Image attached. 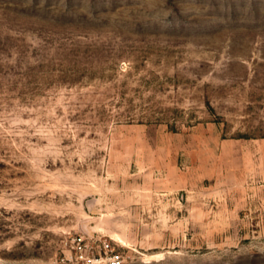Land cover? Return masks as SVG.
<instances>
[{
  "label": "rangeland",
  "instance_id": "obj_1",
  "mask_svg": "<svg viewBox=\"0 0 264 264\" xmlns=\"http://www.w3.org/2000/svg\"><path fill=\"white\" fill-rule=\"evenodd\" d=\"M248 143L264 0H0V264H264Z\"/></svg>",
  "mask_w": 264,
  "mask_h": 264
},
{
  "label": "crops",
  "instance_id": "obj_2",
  "mask_svg": "<svg viewBox=\"0 0 264 264\" xmlns=\"http://www.w3.org/2000/svg\"><path fill=\"white\" fill-rule=\"evenodd\" d=\"M242 151L244 152H250V153H244L242 154L243 160H247L248 162L252 161H261L264 159V155L260 154L258 152L263 151L264 152V143H248L243 145ZM250 171V169H249ZM256 172L259 174V172H262L258 167L251 168L250 173ZM263 173V172H262Z\"/></svg>",
  "mask_w": 264,
  "mask_h": 264
},
{
  "label": "built area",
  "instance_id": "obj_3",
  "mask_svg": "<svg viewBox=\"0 0 264 264\" xmlns=\"http://www.w3.org/2000/svg\"><path fill=\"white\" fill-rule=\"evenodd\" d=\"M98 262L102 264H124V258L122 255H114L98 260Z\"/></svg>",
  "mask_w": 264,
  "mask_h": 264
}]
</instances>
